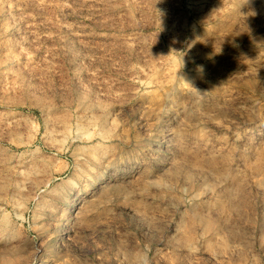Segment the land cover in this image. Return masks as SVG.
I'll use <instances>...</instances> for the list:
<instances>
[{
	"label": "rangeland",
	"instance_id": "rangeland-1",
	"mask_svg": "<svg viewBox=\"0 0 264 264\" xmlns=\"http://www.w3.org/2000/svg\"><path fill=\"white\" fill-rule=\"evenodd\" d=\"M0 264H264V0H0Z\"/></svg>",
	"mask_w": 264,
	"mask_h": 264
}]
</instances>
